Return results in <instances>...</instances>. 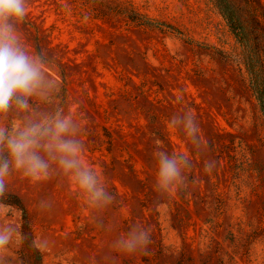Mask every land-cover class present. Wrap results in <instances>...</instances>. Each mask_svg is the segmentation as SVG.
Returning <instances> with one entry per match:
<instances>
[{
  "label": "rangeland",
  "instance_id": "1",
  "mask_svg": "<svg viewBox=\"0 0 264 264\" xmlns=\"http://www.w3.org/2000/svg\"><path fill=\"white\" fill-rule=\"evenodd\" d=\"M104 1L178 31L96 19L66 0H29L26 17L37 28L20 24L24 42L48 50L62 82L58 103L82 123L83 159L116 196L92 210L64 177L32 182L13 173L7 192L23 200L35 238L49 242L43 264H264V116L216 0ZM230 1L246 24L250 10L264 11V0ZM185 108L199 123L197 147L167 127ZM156 139L170 153H190L191 195L153 190ZM207 160L216 162L211 173ZM42 198L53 201L50 212L38 209ZM0 204V224L20 230L21 212ZM137 222L152 229L147 253L110 260L111 241ZM18 249L9 264H22Z\"/></svg>",
  "mask_w": 264,
  "mask_h": 264
},
{
  "label": "clouds",
  "instance_id": "2",
  "mask_svg": "<svg viewBox=\"0 0 264 264\" xmlns=\"http://www.w3.org/2000/svg\"><path fill=\"white\" fill-rule=\"evenodd\" d=\"M28 2L0 0V197L7 193L13 173L32 182L61 176L74 186L87 207L106 209L115 203L116 196L101 173L83 159L82 123L71 109L58 103L62 82L53 74L52 58L47 49L33 52L22 37L20 24L28 15ZM167 127L181 132L193 147L201 142L198 120L189 108L174 113ZM154 144L153 190L158 196L191 195L196 181L187 174L193 167L190 153L163 150L158 139ZM215 164L205 161L204 172L211 173ZM4 207L0 204V214ZM37 207L50 212L54 204L50 198H42ZM151 233L150 226L131 224L109 244L110 260L116 255L146 254ZM26 239L17 225L0 224V264H9L10 249ZM30 247L43 253L49 242L32 238Z\"/></svg>",
  "mask_w": 264,
  "mask_h": 264
},
{
  "label": "trees",
  "instance_id": "3",
  "mask_svg": "<svg viewBox=\"0 0 264 264\" xmlns=\"http://www.w3.org/2000/svg\"><path fill=\"white\" fill-rule=\"evenodd\" d=\"M66 1L76 8L83 9L86 14L96 19L105 20L111 15H119L127 23L136 26L178 31L172 24L148 17L134 8L120 7L118 4L112 5L104 0ZM216 4L229 29L242 46L249 84L264 116V11L250 10L247 15L248 24H246L230 0H216ZM23 23L37 28L35 22L27 17ZM0 202L14 206L21 212L20 232L27 237L18 249L22 264H43V253L30 247L31 239L35 238V234L29 211L21 197L15 193L7 192L4 197H0Z\"/></svg>",
  "mask_w": 264,
  "mask_h": 264
}]
</instances>
